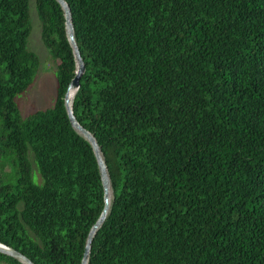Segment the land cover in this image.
<instances>
[{
    "label": "trees",
    "instance_id": "obj_1",
    "mask_svg": "<svg viewBox=\"0 0 264 264\" xmlns=\"http://www.w3.org/2000/svg\"><path fill=\"white\" fill-rule=\"evenodd\" d=\"M64 1L84 64L72 112L110 180L86 264H264V0ZM33 2L57 86L20 113L38 65L30 0H0V242L81 264L105 187L65 106V10Z\"/></svg>",
    "mask_w": 264,
    "mask_h": 264
},
{
    "label": "rangeland",
    "instance_id": "obj_2",
    "mask_svg": "<svg viewBox=\"0 0 264 264\" xmlns=\"http://www.w3.org/2000/svg\"><path fill=\"white\" fill-rule=\"evenodd\" d=\"M31 29L28 35L27 47L37 54V72L33 82L23 91L15 95L20 113L25 116L30 112L51 105L55 98L57 86V59L52 58L48 48L40 37V21L34 2L29 5ZM34 175L36 176L35 170ZM0 264H8L2 261Z\"/></svg>",
    "mask_w": 264,
    "mask_h": 264
},
{
    "label": "water",
    "instance_id": "obj_3",
    "mask_svg": "<svg viewBox=\"0 0 264 264\" xmlns=\"http://www.w3.org/2000/svg\"><path fill=\"white\" fill-rule=\"evenodd\" d=\"M58 1L61 3L62 7L65 10L67 35H68L69 41L71 42V44L74 47V54H75V58H76V61H77L76 75L70 81V83H69V85L67 87L66 93H65V97H64L65 106L67 108V114L69 116L71 124L79 132H81L84 135V137H86L90 141V143H91V145H92V147H93V149L95 151L96 157H97V161H98L101 177H102L103 184H104V187H105V202H106L105 207H104L102 213L100 214V216L95 221V223L92 225V227H91V229L89 231L88 237H87L86 244H85V249H84V253H83L81 264H86L87 263V258H88V253H89V249H90L91 239H92L93 234L95 233L96 229L98 228L99 224L103 220V218L105 216L106 209L108 207V190H109L110 180H109V175H108V172H107L106 164H105V162L103 160V157H102L101 152L99 150V146H98L93 134L91 132H89L88 130H86L85 128H83L76 121V119H75V117L73 115V112H72V108H71L72 99H71L70 102H68V91H69V89H74V92H75V90L77 89L78 83H79L78 82L79 76H80V73L83 70L84 64H83L82 57L80 55V52H79V50L77 48V45H76V42H75V39H74L73 26H72V23L70 21V17H69L70 14H69V8L67 6V3L64 0H58ZM0 252L5 253L7 255H10V256H12L14 258H17V259L21 260L22 262H24L25 264H33V262L29 258H27L25 255L20 253L18 250L13 249V248H11V247H9V246L1 243V242H0Z\"/></svg>",
    "mask_w": 264,
    "mask_h": 264
},
{
    "label": "bare ground",
    "instance_id": "obj_4",
    "mask_svg": "<svg viewBox=\"0 0 264 264\" xmlns=\"http://www.w3.org/2000/svg\"><path fill=\"white\" fill-rule=\"evenodd\" d=\"M73 94H74V89H69V91H68V102L71 101ZM109 194H110V190H108V197H109Z\"/></svg>",
    "mask_w": 264,
    "mask_h": 264
}]
</instances>
